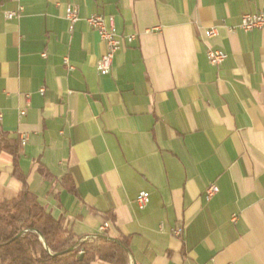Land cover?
<instances>
[{
  "label": "crops",
  "instance_id": "1",
  "mask_svg": "<svg viewBox=\"0 0 264 264\" xmlns=\"http://www.w3.org/2000/svg\"><path fill=\"white\" fill-rule=\"evenodd\" d=\"M258 12L264 0H0V125L30 191L81 239L108 223L132 264H264V34L240 29ZM93 14L135 36L106 75ZM14 171L0 152V199L21 191Z\"/></svg>",
  "mask_w": 264,
  "mask_h": 264
},
{
  "label": "trees",
  "instance_id": "2",
  "mask_svg": "<svg viewBox=\"0 0 264 264\" xmlns=\"http://www.w3.org/2000/svg\"><path fill=\"white\" fill-rule=\"evenodd\" d=\"M0 152L13 157L14 174L22 181L16 197L0 199V264H132L124 236L103 234L81 239L32 193L19 168V140L0 125Z\"/></svg>",
  "mask_w": 264,
  "mask_h": 264
},
{
  "label": "built area",
  "instance_id": "3",
  "mask_svg": "<svg viewBox=\"0 0 264 264\" xmlns=\"http://www.w3.org/2000/svg\"><path fill=\"white\" fill-rule=\"evenodd\" d=\"M23 11L24 8L20 7L18 10L8 12L6 15L7 18L13 19L19 17V15ZM66 17L71 24V29H73L74 24L79 19L77 9L73 7H68L66 11ZM87 21L90 24V26H92L98 31L101 39L105 41L107 44V52L98 61V70L102 75L109 74L112 70L113 61L116 53L123 48L126 42L132 43L135 39V36H129L125 39H122V37L119 36L116 32L113 18H110L109 27L106 24L105 18L98 14H93L89 16ZM240 29L245 33L259 29L264 34V12L244 14L242 16ZM204 35L206 38L211 39V38H215L218 35V32L216 28H211L205 30ZM207 56L209 62L215 66H220L227 59V54L222 49L210 48L207 51ZM41 92H44V90H41ZM21 114L24 115L25 112L22 111ZM1 119H2V115L0 114V120ZM22 141H25V139H22ZM218 192H219V188L217 185L215 184L210 185L206 191L207 198H212ZM149 201H150V194L148 192H141L136 198L137 204L142 209L148 205ZM108 227H109L108 223L102 224L98 229V234H104ZM173 234L176 236H182L183 228L176 227L173 230ZM92 238L93 237H90L89 239Z\"/></svg>",
  "mask_w": 264,
  "mask_h": 264
},
{
  "label": "rangeland",
  "instance_id": "4",
  "mask_svg": "<svg viewBox=\"0 0 264 264\" xmlns=\"http://www.w3.org/2000/svg\"><path fill=\"white\" fill-rule=\"evenodd\" d=\"M101 235V234H100ZM86 239H89V238H86Z\"/></svg>",
  "mask_w": 264,
  "mask_h": 264
},
{
  "label": "water",
  "instance_id": "5",
  "mask_svg": "<svg viewBox=\"0 0 264 264\" xmlns=\"http://www.w3.org/2000/svg\"><path fill=\"white\" fill-rule=\"evenodd\" d=\"M135 264V263H134Z\"/></svg>",
  "mask_w": 264,
  "mask_h": 264
}]
</instances>
